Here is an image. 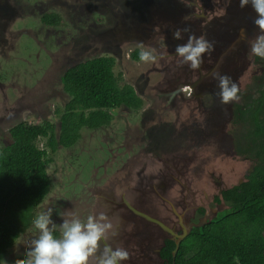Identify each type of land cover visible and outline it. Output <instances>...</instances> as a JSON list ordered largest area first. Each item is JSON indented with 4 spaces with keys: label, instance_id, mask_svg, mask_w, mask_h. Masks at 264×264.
Masks as SVG:
<instances>
[{
    "label": "rangeland",
    "instance_id": "1",
    "mask_svg": "<svg viewBox=\"0 0 264 264\" xmlns=\"http://www.w3.org/2000/svg\"><path fill=\"white\" fill-rule=\"evenodd\" d=\"M53 12L62 17L59 27L41 20ZM254 16L251 7H239V0H0V148L9 129L21 122L49 121L58 133L55 112L69 99L61 77L86 59L113 57L115 74L121 73L143 100L139 111L114 110L109 127L83 129L75 146L57 150L47 167L51 191L35 218L51 207L58 227L69 212L86 220L114 213L118 208L111 203L125 200L139 203L142 213L177 233L175 212L188 227L189 207L241 182L251 164L234 152L231 113L243 95L255 92L262 76L250 52L258 31ZM186 26L214 43L197 70L182 65L175 53L188 34L175 40L172 33ZM240 29L246 39H240ZM141 50L158 59L133 60L131 54ZM213 70L238 85V101L220 103ZM136 224L129 244L139 242L142 258L147 251L157 256L166 232L153 231L141 220ZM38 235L32 225L1 264L24 259Z\"/></svg>",
    "mask_w": 264,
    "mask_h": 264
},
{
    "label": "trees",
    "instance_id": "2",
    "mask_svg": "<svg viewBox=\"0 0 264 264\" xmlns=\"http://www.w3.org/2000/svg\"><path fill=\"white\" fill-rule=\"evenodd\" d=\"M41 20L49 27L62 24L54 12ZM139 52L131 54L133 60L140 61ZM254 63L262 70L260 82L231 113L234 152L253 170L206 204L189 207L185 216L192 226L183 240L164 233L158 250L163 264H264V59L255 56ZM115 66L113 57L99 56L66 69L61 84L69 99L55 112L58 133L49 121L21 122L9 129L6 145L0 148V264L33 225L38 206L50 193L47 167L57 150L75 146L83 129L109 127L114 110L142 108V98L122 81L121 73L115 74ZM177 203L183 210L181 201ZM216 208L205 224L198 225ZM176 231L182 233L179 227Z\"/></svg>",
    "mask_w": 264,
    "mask_h": 264
},
{
    "label": "clouds",
    "instance_id": "3",
    "mask_svg": "<svg viewBox=\"0 0 264 264\" xmlns=\"http://www.w3.org/2000/svg\"><path fill=\"white\" fill-rule=\"evenodd\" d=\"M239 7H251L255 13L253 25L258 31L250 41V52L264 59V0H239ZM184 34H188L187 40L176 45L175 53L182 65L197 70L204 56L214 51V43L204 35L197 37L188 26L175 29L172 36L175 40H183ZM246 38V30L240 29V39ZM139 59L144 63H155L158 57L151 51L141 50ZM210 75L218 82L217 95L222 105L239 100L238 85L230 76L222 75L218 70H213ZM52 215L51 207L37 215L33 226L38 230V238L31 241L25 258L16 260L15 264H123L129 259L125 248L113 246L119 233L107 212L88 215L86 220L76 212H69L62 216L58 227ZM57 230L58 237L54 235Z\"/></svg>",
    "mask_w": 264,
    "mask_h": 264
},
{
    "label": "flooded vegetation",
    "instance_id": "4",
    "mask_svg": "<svg viewBox=\"0 0 264 264\" xmlns=\"http://www.w3.org/2000/svg\"><path fill=\"white\" fill-rule=\"evenodd\" d=\"M248 173L249 172H247V174ZM126 202H128V201L124 200V201H121V203H111V205L116 206L118 208V210L113 211L114 213L108 212V214H115V219H114V221H112V223L117 226V231L119 233V235L115 238V240L113 242V246L114 247H116V246L123 247L129 252V259L127 261H124L123 264H163V261L161 260V258L159 256V252H158L157 256H155V255L153 256L152 253L147 251L146 255H144V258H142L138 253L139 242L134 241L133 244H129V239H131L133 237L132 234H134V232L136 230H138V226L136 224L137 220L138 221L141 220L145 225L151 226L152 227L151 229L153 231H155L157 229L160 231V228L158 225H156V224L151 225L154 223H151V222L147 221L146 219L134 214L128 208V206L126 205ZM174 202H176V201H174ZM178 202H180V200H178ZM129 203L136 210L139 209L138 211L144 210V209L142 210L140 208V206H138V207L136 206L137 204H139L137 202L134 205H133L134 202L133 203L129 202ZM111 210H113V209H111ZM111 210H109V211H111ZM145 213L149 214V212H145ZM184 217L187 219V217L185 215H184ZM177 219H178V217H177ZM159 220L161 221V219H159ZM184 223H186V222H184ZM178 225H179V223H178ZM127 228H129L128 231H126ZM179 228H180V226H179ZM157 233H159V232H157ZM161 237H162V234H161ZM161 241H162V239H161ZM143 248H144V250L148 249L147 246L143 247ZM134 256H136V258L139 260L134 261L133 260Z\"/></svg>",
    "mask_w": 264,
    "mask_h": 264
},
{
    "label": "water",
    "instance_id": "5",
    "mask_svg": "<svg viewBox=\"0 0 264 264\" xmlns=\"http://www.w3.org/2000/svg\"><path fill=\"white\" fill-rule=\"evenodd\" d=\"M177 92H178V91H177ZM177 92L174 93V94H177ZM171 96H173V93L171 94ZM252 170H253V167L251 166V167H250V170H249L248 172H251ZM126 205L128 206V208H129L134 214H136V215H138V216H140V217L146 219L147 221H149V222H151V223H154V224L158 225V226H159L160 228H162L167 234H169L173 239H180V240H183V239L187 236V234H188V232H189V230H190V228H191V226H192V225H189L188 227H186V226L184 225L183 221H182L181 216L175 212L176 216L178 217V223H179V226H180V228H181V232H182L181 234H177L173 229L169 228L168 226H166V225H165L164 223H162L161 221H159V220H157V219H155V218H152V217L148 216L147 214L142 213V212L136 210V209H135V208H134L129 202H126ZM207 220H208V218H207L206 216L203 217V218L200 220V222L198 223V225L205 224V223L207 222Z\"/></svg>",
    "mask_w": 264,
    "mask_h": 264
},
{
    "label": "crops",
    "instance_id": "6",
    "mask_svg": "<svg viewBox=\"0 0 264 264\" xmlns=\"http://www.w3.org/2000/svg\"><path fill=\"white\" fill-rule=\"evenodd\" d=\"M43 203V202H42ZM41 205V204H40ZM39 205V206H40ZM38 206V207H39ZM107 214H108V212H107ZM108 216L110 217V219H111V221H114V219H115V214H108Z\"/></svg>",
    "mask_w": 264,
    "mask_h": 264
}]
</instances>
